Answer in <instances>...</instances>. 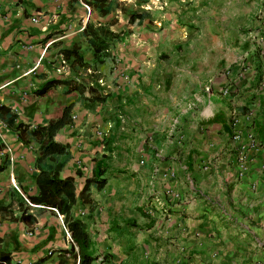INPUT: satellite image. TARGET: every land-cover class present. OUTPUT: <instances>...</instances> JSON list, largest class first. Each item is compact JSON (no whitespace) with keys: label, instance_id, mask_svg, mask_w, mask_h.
Returning a JSON list of instances; mask_svg holds the SVG:
<instances>
[{"label":"crops","instance_id":"crops-1","mask_svg":"<svg viewBox=\"0 0 264 264\" xmlns=\"http://www.w3.org/2000/svg\"><path fill=\"white\" fill-rule=\"evenodd\" d=\"M81 1L0 0V106L36 126L74 104L55 140L70 152L60 177L78 190L103 162L105 186L72 211L94 264H264V0H88L89 17ZM87 23L124 33L96 66L106 102L62 85L37 95L47 80L89 82L60 54L84 44ZM251 129L258 145L241 151ZM34 154L0 119V247L13 264H76L54 211L30 209L31 226L13 219L25 205L12 182L37 194Z\"/></svg>","mask_w":264,"mask_h":264},{"label":"trees","instance_id":"trees-1","mask_svg":"<svg viewBox=\"0 0 264 264\" xmlns=\"http://www.w3.org/2000/svg\"><path fill=\"white\" fill-rule=\"evenodd\" d=\"M96 1V0H93ZM107 0H101L105 3ZM147 0H141L146 2ZM92 4L91 1L88 2ZM97 9L98 4H94ZM141 6V5H139ZM109 9L105 6L99 8L100 16L105 17L109 14ZM145 11L134 12L129 15V23L136 25L144 19ZM84 44L74 45L61 51L62 58L70 62V67L77 74L86 73L88 81L81 80H47L36 92L37 95H44L50 89L63 86L65 93L75 92L78 100L90 103H105L107 96H101L98 88L97 65H102L111 54L116 43L120 42L124 33H115L107 25L87 23L81 33ZM90 54L92 59L86 61L85 55ZM87 70L90 73H87ZM85 76V77H86ZM86 77V78H87ZM74 104L63 108L61 116L49 121L46 125L30 126L17 123L16 114L10 108L0 106V119L16 135L18 140L25 146L34 149L35 152V175L33 177L37 194L26 196L17 191L23 200L25 206L21 205V213L13 218L21 221L25 225L31 226L36 222V216L30 213V209L40 207L48 210L55 209L63 216V221L70 231L72 244L66 253L73 257L76 264H94L98 259L93 254V243L85 224L72 213L74 206L78 201L86 202L88 191L95 186L98 191L102 190L106 184L103 178L105 170L102 165V159H94L92 177L87 179L84 187L78 190L73 178H61V172L66 168L69 152V146L58 143L55 140L57 133L64 127L72 123V110ZM102 168V169H101ZM6 166L0 165V174L5 171ZM78 174V173H77ZM28 201V202H27ZM46 258L39 260L34 264L44 263ZM0 264H13L8 252L0 247Z\"/></svg>","mask_w":264,"mask_h":264},{"label":"built area","instance_id":"built-area-1","mask_svg":"<svg viewBox=\"0 0 264 264\" xmlns=\"http://www.w3.org/2000/svg\"><path fill=\"white\" fill-rule=\"evenodd\" d=\"M156 2H160L161 0H155ZM82 6L83 8L88 12L90 13V7L86 4V3H82ZM145 9H150L148 7H145ZM256 17L258 19L259 22H261V24L264 25V8L262 9H259L257 12H256ZM35 22H37V20H35ZM63 64V63H62ZM221 95L223 97L227 96L229 94V89L228 88H224L221 92ZM244 118L246 119V121L250 122L251 121V118H252V113H248V114H245ZM245 138H246V144L242 146V150L243 151L245 149V146H246V149H255L258 145V142L256 140V137H255V134H254V131L251 129V130H247L246 134H245ZM241 138V135L240 134H234L232 137H231V140L233 142L235 141H238L239 139ZM242 170H245V167L242 165L240 166ZM12 185L13 187L19 191L18 187L12 182ZM28 202V201H27ZM53 211L57 214V216L60 218L61 220V223H62V228H63V232H64V235H65V239L66 241L69 243V244H72V238H71V234H70V231L68 230V227L66 226V224L64 223L63 221V216L60 215L55 209H53ZM80 215H83V214H80ZM103 257H101L99 259V261H103Z\"/></svg>","mask_w":264,"mask_h":264},{"label":"clouds","instance_id":"clouds-1","mask_svg":"<svg viewBox=\"0 0 264 264\" xmlns=\"http://www.w3.org/2000/svg\"><path fill=\"white\" fill-rule=\"evenodd\" d=\"M88 0H82L81 1V5H82V3H86L89 7H90V5L88 4ZM147 6V3L145 4V5H141L140 6V9H142V10H144V11H148L147 9H145V7ZM83 7V6H82ZM85 10V9H84ZM86 11V10H85ZM89 15H90V13H88L87 12V16L89 17ZM14 188V187H13ZM15 189V188H14Z\"/></svg>","mask_w":264,"mask_h":264}]
</instances>
